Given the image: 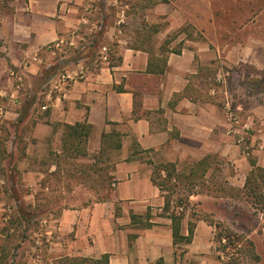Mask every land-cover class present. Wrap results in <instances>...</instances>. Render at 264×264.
I'll use <instances>...</instances> for the list:
<instances>
[{"label":"crops","instance_id":"0c3cea01","mask_svg":"<svg viewBox=\"0 0 264 264\" xmlns=\"http://www.w3.org/2000/svg\"><path fill=\"white\" fill-rule=\"evenodd\" d=\"M92 3L0 0V134L5 126L13 129L9 150L17 151L23 140L27 154L54 155L62 151L64 124L87 122L92 126L88 151H100L106 140L108 146L116 139L121 143L113 149L119 159L114 162L109 197L63 209L58 229L66 240L56 243L62 251L56 259L97 260L105 254L109 264H157L159 259L180 264L182 258L197 259L210 253L215 226L196 220V213L187 209L182 233L187 235L193 222V239L175 244L172 218L164 213L165 193L153 175L158 162L175 163L179 172H188L196 162L209 158L203 181L214 185L219 169L213 159L218 155L238 164L237 175L227 183L241 188L245 184L252 165L232 141L236 132L222 104L206 93L188 94L196 78L206 80L205 68L200 67L214 64L212 52L196 43L177 50L161 44L152 50L119 40L120 45L108 53L104 45L101 55L84 53L75 60L74 47L86 39L83 30L102 26L90 18ZM110 31L105 35L109 40ZM241 94L236 109H254L255 95ZM28 123L32 128L28 135L22 134L23 128L16 131L17 124ZM255 152L261 158L257 164L264 167L263 152ZM3 183L0 176V187ZM204 190L208 189L190 195V202L197 201L212 212L205 205H216L225 197ZM3 202L0 198V251Z\"/></svg>","mask_w":264,"mask_h":264},{"label":"rangeland","instance_id":"374dc122","mask_svg":"<svg viewBox=\"0 0 264 264\" xmlns=\"http://www.w3.org/2000/svg\"><path fill=\"white\" fill-rule=\"evenodd\" d=\"M92 4L90 18L102 26L83 30L86 39L74 47L77 52L72 53V58L76 60L84 53L101 55L104 45V52L108 53L120 45L119 40L124 45L152 50L161 44L174 50L193 47V43L206 46L214 64L200 67L205 68L206 80L196 78L188 91L218 99L227 121L232 113L240 122H229L236 132L232 141L239 144L240 154L248 163L257 162L261 158L255 151L261 150L264 159V0H93ZM108 30L110 40L105 37ZM67 50L71 52L70 48L64 49ZM240 93L255 95L254 109H236L234 104ZM5 128L0 134V176L4 179L0 198L5 207L2 239L9 254L4 264H59L61 259L56 257L62 251L56 243L66 239L58 229V219L63 209L109 197L114 188V162L119 159L113 150L115 143L108 146L110 142L106 140L100 151L91 150L76 159L65 154L59 159L56 151L54 155L27 154L23 140L17 151L9 150L8 147L13 148L8 142L13 129ZM20 128L23 135L32 129L29 123L17 124L16 131ZM213 162L219 169L213 191L225 198L216 205H205L212 212L197 201L189 203L186 210L195 212L196 220L222 223L252 240L260 259L255 260L244 248L242 264H264V200L259 202L258 198L229 189V177L237 175L236 162L218 155ZM196 190L203 188L198 185ZM185 192L180 186L174 199ZM213 241L210 253H201L197 259L182 258L180 264H222L220 244L215 238Z\"/></svg>","mask_w":264,"mask_h":264},{"label":"trees","instance_id":"16d2710c","mask_svg":"<svg viewBox=\"0 0 264 264\" xmlns=\"http://www.w3.org/2000/svg\"><path fill=\"white\" fill-rule=\"evenodd\" d=\"M189 89V88H188ZM190 95V92L188 91ZM92 130V126L87 122H79L74 125L64 124V132L62 136V151L55 154L59 159L65 154H69V158H78L88 154L87 144ZM114 136L120 138L118 132L113 133ZM118 138V139H119ZM117 140V139H116ZM114 141L115 147H120V141ZM76 153V154H75ZM75 155V156H74ZM252 169L248 174L245 184L242 188L229 189L246 194L247 197L252 196L258 198V201L264 200L262 188H264V167L257 165L256 160L250 161ZM57 167H60V160L57 161ZM210 167L209 158H204L196 162L188 172H179L175 163H159L155 165L153 181L165 193L164 213H169L172 218L173 239L175 244H188L193 239L194 227L193 222H189L188 234L182 233V220L185 217L186 207L190 202V195L198 193L196 188L198 185L203 189H208V193L218 195L213 191L215 184L207 186L203 179ZM163 172L165 174L163 175ZM180 186L184 187L185 194L174 199V192ZM216 228L215 239L220 244L222 255L220 256L222 264H242L241 255L244 248L252 253L255 260H259L260 256L255 251V243L244 237L243 235L233 231L222 223L211 222ZM9 254L4 242L0 251V264H4ZM226 259V260H225ZM59 264H109V256L103 255L100 259L88 258H70L65 257ZM157 264H165L163 259H159Z\"/></svg>","mask_w":264,"mask_h":264},{"label":"built area","instance_id":"2783aa9c","mask_svg":"<svg viewBox=\"0 0 264 264\" xmlns=\"http://www.w3.org/2000/svg\"><path fill=\"white\" fill-rule=\"evenodd\" d=\"M229 122L233 124H239V120L236 118V116H234L232 113L229 114V118H228Z\"/></svg>","mask_w":264,"mask_h":264}]
</instances>
